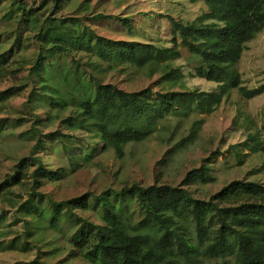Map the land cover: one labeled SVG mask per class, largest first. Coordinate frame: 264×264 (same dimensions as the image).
I'll return each mask as SVG.
<instances>
[{
	"label": "trees",
	"instance_id": "obj_1",
	"mask_svg": "<svg viewBox=\"0 0 264 264\" xmlns=\"http://www.w3.org/2000/svg\"><path fill=\"white\" fill-rule=\"evenodd\" d=\"M53 2L57 4L58 0ZM192 2H202L207 12L189 23L168 17L173 33L171 48L103 37L92 27L94 21L106 18L102 14L86 18L90 21L86 24L77 14L64 18L53 13L54 5L49 14L45 9L38 11L11 2L9 6L14 10L9 9L11 12L3 14L2 19L12 29L4 40L0 36V58L8 65H20L21 62H16L19 57L26 59L23 64L30 63L29 103L34 96L42 95L50 100L53 109L70 110L63 123L76 132H81L83 121H89L96 131L94 138L122 157L126 146L148 139L169 116L207 115L234 90L246 100L264 93V85L252 90L245 87L237 68L247 45L264 31V0ZM48 6L49 3L45 7ZM14 13L18 14L17 20H13ZM119 20L131 30L129 18ZM32 37L36 40L34 54L25 58ZM179 46L190 55L193 76L216 84L215 90L156 95L150 88L126 92L102 84L80 68V60H76L77 55L83 54L139 68L158 64L167 69L168 80L182 81L183 74L172 66L181 57ZM63 57L74 65L61 62ZM3 66L0 65V73L6 67ZM39 120L36 117L31 128L36 143L30 157L20 161L11 179H6L0 189L18 184L26 165L34 168L33 191L46 179L59 180L65 176V169L53 172L45 166L42 156L35 154L39 149L44 151L45 143H58L73 170L78 162L72 152L88 151V145L79 146L73 134L56 131L44 135L35 127ZM202 123L203 120L195 126ZM260 130L264 132V124ZM250 142L243 145L254 153H264V144L257 134L250 136ZM199 179L203 183L212 182L201 169H194L177 187L133 184L120 191L82 196L80 200L88 198L101 207L103 225L74 213L68 201L49 200L50 225L57 228L60 219H72L77 226L70 238L76 254L73 253L91 264H199L202 258L216 259L217 264H264V184L233 181L206 201L195 198L185 187ZM33 197L43 203L45 195L34 192L23 208L27 214L43 218L47 213L39 210ZM126 198L136 202L142 213L137 224L128 225L120 214L117 204L123 206Z\"/></svg>",
	"mask_w": 264,
	"mask_h": 264
},
{
	"label": "rangeland",
	"instance_id": "obj_2",
	"mask_svg": "<svg viewBox=\"0 0 264 264\" xmlns=\"http://www.w3.org/2000/svg\"><path fill=\"white\" fill-rule=\"evenodd\" d=\"M11 2L35 7L38 11L45 9L49 14L54 5L53 13L64 18L77 14L86 24L90 23L86 18L102 14L105 19L92 23L99 35L112 40L145 41L165 48L172 47L173 37L168 17L189 23L207 12L202 2L192 0H58L57 4L53 0H0L1 40L12 29L2 19L3 14L14 10L9 6ZM47 3L48 8L45 7ZM124 17L129 18L131 30L119 20ZM14 19H18V14H13ZM33 37L29 39L30 48L26 49L25 58L34 54L36 40ZM178 51L181 57L172 66L183 74L182 81L168 80L167 69L158 64L139 68L104 62L83 54L77 55L76 60H80V68L102 84H111L126 92L150 88L156 95L215 90L216 84L193 76L189 53L180 46ZM23 59H16L20 65L10 61L8 65L0 58V65L6 66L0 73V185L11 179L23 158L30 157L36 143L31 130L36 117L40 120L35 127L44 135L56 131L73 134L78 138L79 146L88 145V151L72 152L76 155L74 161L78 162L73 170L58 143H45L44 151L39 149L35 154L42 156L51 171L65 169V176L59 180L46 179L33 191L34 168L25 164L20 182L0 189V264H35V261L40 264H91L75 255L70 238L77 226L72 219H60L57 228L51 227L49 200L68 201L74 213L103 225L101 207L92 204L88 198L80 200L82 196L120 191L133 184L177 187L194 169H201L212 182L203 183L199 179L185 187L195 198L206 201L233 181L264 184V153H254L243 145L245 142L251 144L250 136L256 134L264 144V132H260L264 124V93L246 100L234 90L212 113L169 116L156 133L141 143L126 146L123 156L119 157L113 149L94 138L96 131L89 121H83L81 132H76L63 123L70 110L53 109L50 100L42 95L34 96L29 103L32 89L27 78L31 65L23 64ZM61 62L68 66L73 64L66 57ZM237 68L248 89L264 85V31L247 45ZM201 120L203 123L195 126ZM34 192L45 195L43 203L32 198L39 210L47 213L43 218L29 215L23 208ZM117 206L128 225L141 220L142 213L136 202L126 198L123 206ZM217 263L216 259L202 258L199 264Z\"/></svg>",
	"mask_w": 264,
	"mask_h": 264
}]
</instances>
